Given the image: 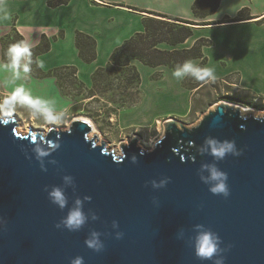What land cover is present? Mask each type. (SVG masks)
Instances as JSON below:
<instances>
[{
    "label": "water",
    "instance_id": "obj_1",
    "mask_svg": "<svg viewBox=\"0 0 264 264\" xmlns=\"http://www.w3.org/2000/svg\"><path fill=\"white\" fill-rule=\"evenodd\" d=\"M258 117L222 101L192 127L166 119L152 149L134 136L121 143V153L97 134L90 136L93 127L81 117L68 128L30 126L27 132L20 130L16 114L0 121V264H71L78 255L84 264H214L198 259L188 243L193 226L201 223L220 235L221 247L231 245L222 253L224 264H264V116ZM208 135L234 139L242 154L219 161L201 155ZM33 137L61 144L45 158L47 171L32 151ZM133 155L138 162H132ZM53 158L58 164L49 163ZM205 162L228 173V197L213 194L200 179ZM68 174L76 185L75 192L66 189L68 207L76 196L90 195L84 209L99 215L95 221L89 216L79 231L56 227L68 208L61 210L45 191L63 185ZM165 176L171 178L166 187L146 183ZM92 229L103 234L100 252L85 244ZM117 231L124 233L122 239Z\"/></svg>",
    "mask_w": 264,
    "mask_h": 264
},
{
    "label": "crops",
    "instance_id": "obj_2",
    "mask_svg": "<svg viewBox=\"0 0 264 264\" xmlns=\"http://www.w3.org/2000/svg\"><path fill=\"white\" fill-rule=\"evenodd\" d=\"M195 0H70L51 6L48 0H7L8 12L0 14V63L3 58L2 37L14 27L32 47L39 44L43 35L50 48L36 56L43 62L41 71L56 67L74 66L77 78L86 87L93 85V74L105 66L113 51L138 32L145 31V19L160 13L168 16L200 21L193 13ZM246 9L245 16H239ZM205 20L214 23L197 25L194 34L185 42L190 47L198 38L212 41L203 47L207 56L205 66L214 69L216 79L237 75L241 89L264 96V0H221L217 10ZM81 31L96 39V58L86 62L77 46V32ZM181 43V44H183ZM180 45V44H179ZM177 47H180V46ZM160 48H172L166 42ZM200 63L201 58H194ZM141 73L142 98L137 106L121 114L125 125L148 126L158 119L179 118L187 114L191 104V88L184 80H177L166 66H150L135 60ZM65 71V70H64ZM62 72V75L64 73ZM161 72L160 76H155ZM23 83L33 95L56 101L58 110L71 109L74 99L63 91V79L54 75H40L34 71ZM203 85V84H201ZM15 85L8 80V73L0 70V98ZM28 114L22 108L16 113ZM23 114V115H22Z\"/></svg>",
    "mask_w": 264,
    "mask_h": 264
},
{
    "label": "clouds",
    "instance_id": "obj_3",
    "mask_svg": "<svg viewBox=\"0 0 264 264\" xmlns=\"http://www.w3.org/2000/svg\"><path fill=\"white\" fill-rule=\"evenodd\" d=\"M7 12V0H0V14H5L6 16ZM5 55L6 61L0 63V70L8 73V80L15 87L10 92L4 93L2 98H0V121L7 123L9 119L14 117L17 109L22 108L35 119H42L48 124H61L65 120L66 113L57 109L54 99L33 95L23 83L17 84V81H26L29 78L33 63H37L38 67L41 68L44 66L42 61L33 59L32 45L27 40L17 41L8 46ZM172 75L177 80H183L189 76L200 82L214 81L216 79L214 69L202 66L191 59L185 60L182 64H177ZM255 118L260 119L256 114ZM32 143L34 144L32 151L35 153L36 159L40 161L41 169L47 171L45 158L60 148V142L58 140H38L33 137ZM198 151L201 155H211L215 161L223 160L229 154L239 156L243 152L242 149L237 148L234 139L221 140L212 135L205 137ZM193 160H195V157H193ZM132 162H138L136 155L132 156ZM49 163L58 164V161L53 158ZM205 171L209 174L204 175ZM198 173L200 179L209 185L210 192L215 195L222 194L224 197L230 195L227 183L228 173L218 167L217 163H202ZM170 179V177L165 176L158 181L153 179L146 183H151L153 188H162L167 186ZM68 187H72L75 192V179L70 174L63 176V185H53L50 189L45 186V191L48 192L52 203L61 210L68 208L67 214L57 222L56 227L67 228L69 231H79L88 223L89 216L95 221L99 219V215L94 210L89 209L86 212L84 209L85 201L92 200L90 195H85L82 198L76 196L71 207H68L69 196L66 191ZM155 200L156 198L154 197ZM112 226L118 229L119 222L114 220ZM193 231L195 234L188 237V243L194 247L196 257L200 260H213L214 264H224L225 257L222 253L230 249L231 245H228L227 248L221 247L222 238L220 235L213 231L211 227L202 223L194 225ZM102 235L100 231L92 229L85 240L86 246L96 252L102 251L105 247L104 241L101 239ZM184 235V230L181 229L180 238H184ZM123 236L124 233L122 231L116 232L117 239H122ZM71 264H84V257L78 255L72 258Z\"/></svg>",
    "mask_w": 264,
    "mask_h": 264
},
{
    "label": "rangeland",
    "instance_id": "obj_4",
    "mask_svg": "<svg viewBox=\"0 0 264 264\" xmlns=\"http://www.w3.org/2000/svg\"><path fill=\"white\" fill-rule=\"evenodd\" d=\"M179 46L185 47L188 46V43H183ZM67 72L69 70H65L63 73L65 76L63 91L74 99V105L65 112V120L61 124L55 125L56 127L68 128L73 118L87 117L93 126L90 136L97 134L100 141L108 143L109 149H119L120 153L121 143L127 142L134 136L139 137L138 144L141 147L150 150L153 148L154 143L163 135L164 121L166 119H158L148 126H129L122 122L121 114L128 108L137 106L142 98V92L138 95L134 89L129 87L126 79L123 80L117 77V74L111 73L106 79L102 78L104 80H100L95 85V94L91 96L92 92L89 87H83L80 82H74L72 78L67 79ZM238 78L239 76L237 75L225 76L214 81H206L203 86L191 88L194 85H198L199 81L189 77L184 84L192 89L190 109L185 116L180 117V120L185 125L192 127L199 123L204 115L212 110L217 103L222 101L234 105L252 107L253 110L250 112L258 116H264V96L255 95L248 90L241 89L238 85ZM133 100L135 102H132ZM123 104L130 106L123 108ZM18 115L20 117V128L25 132L28 131L30 126L36 129H48L49 126L54 125L48 124L42 119H35L29 113L24 114V116Z\"/></svg>",
    "mask_w": 264,
    "mask_h": 264
},
{
    "label": "trees",
    "instance_id": "obj_5",
    "mask_svg": "<svg viewBox=\"0 0 264 264\" xmlns=\"http://www.w3.org/2000/svg\"><path fill=\"white\" fill-rule=\"evenodd\" d=\"M70 0H48L51 6H58L63 3H67ZM221 0H195L193 4V13L195 17L200 18V21L192 19H184L179 17L168 16L160 13H153L156 16H149L145 19V31L138 32L131 38L127 39L123 44L118 46L112 53L109 62L105 66L98 67L93 74V85L89 88L93 96L95 94L94 87L100 80L106 79L109 75L117 74V77L127 81L129 87L134 89L138 95L141 94V73L134 63L135 60H139L144 64L150 66L166 65L172 69H175L177 64H182L185 60L201 58L199 63L205 66L207 62V56L203 53V47L205 45H211L212 41L209 38H198L190 47H177L179 44L185 42L189 37L194 34V28L197 25H205L214 23L213 21L205 20V18L214 13ZM246 9H242L239 16H245ZM24 40V36L14 27L11 32L2 37L3 45V58L6 60V50L8 46L17 41ZM77 46L80 50V55L86 62L93 61L96 56V39L84 32L78 31L76 36ZM166 42L172 46V48H160L159 44ZM51 42L46 35H43L41 41L36 46L32 47L33 59L36 60V56L49 50ZM34 71L40 75H54L59 79L64 80L62 72L69 70L67 76L72 78L74 82L78 81L83 87L85 84L80 81L76 74V67L74 66H62L53 68L47 72L41 71L37 68L35 63L31 65ZM161 73H157L155 76H160ZM190 77V76H189ZM189 77H186V82ZM104 78V79H102ZM124 82V81H123ZM204 82H198V85L203 86ZM63 86V83H61ZM229 97V96H225ZM132 102H135L134 100ZM123 104L122 107H129Z\"/></svg>",
    "mask_w": 264,
    "mask_h": 264
},
{
    "label": "bare ground",
    "instance_id": "obj_6",
    "mask_svg": "<svg viewBox=\"0 0 264 264\" xmlns=\"http://www.w3.org/2000/svg\"><path fill=\"white\" fill-rule=\"evenodd\" d=\"M231 104H232V103H231ZM237 106H239V105H237ZM241 108H242V110H243L244 112H249V111L253 110L252 107H248V106H241ZM81 118H83V119H85V120H87V121L89 122V119H88L87 117H81ZM89 123H90V122H89ZM92 127H93V126H92ZM19 128H20V126H19ZM20 130H22V129L20 128ZM26 131H27V130H26ZM24 132H25V131H24ZM116 152H117V153H120L119 149H117Z\"/></svg>",
    "mask_w": 264,
    "mask_h": 264
}]
</instances>
